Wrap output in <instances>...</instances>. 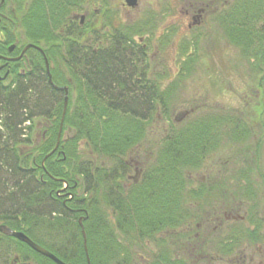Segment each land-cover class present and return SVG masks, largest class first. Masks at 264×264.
Returning a JSON list of instances; mask_svg holds the SVG:
<instances>
[{
    "label": "trees",
    "instance_id": "obj_1",
    "mask_svg": "<svg viewBox=\"0 0 264 264\" xmlns=\"http://www.w3.org/2000/svg\"><path fill=\"white\" fill-rule=\"evenodd\" d=\"M82 1L5 0L9 7L24 13L19 20L26 42L43 44L53 84L76 95L72 108L69 104L66 108L62 125V134L66 129L73 133L69 138L62 136L58 148L43 161L56 143L64 91L50 86L44 61L35 51L27 53L29 72L21 74L15 65L12 77L6 83L0 81V224L43 243L67 264H87L78 224V219L85 217L82 225L90 264H111L115 251L126 248L121 246L119 235L124 239L135 232L144 240L185 223L188 202L202 201L203 197L196 195L201 190L187 189L191 184L183 170L202 166L219 134L211 130L216 139L210 143L212 133L208 135L205 127H197L193 133L188 128L171 132L156 161L143 167L125 196L122 182L129 169L125 156L136 144H142L145 123L161 112L159 105L162 113H167L169 96L149 78L148 64L142 71L144 80H139L141 68L125 50L131 39H125L126 33L115 31L107 38L95 30L84 38L85 21L80 27L73 26L67 15ZM263 15L264 0H232L219 14L228 41L253 59L251 65L257 73L264 72V23L257 28L254 24ZM61 41L66 44L63 56L67 61L63 63L67 78L54 69ZM95 42H99L96 52ZM3 51L0 46V54ZM37 117L47 122L44 137L30 150L20 151V145L30 144L23 129L31 130V125L23 124ZM235 124L236 130L227 131L234 138L242 131L240 124ZM99 156L116 163L109 168ZM107 210L113 211L114 224ZM38 226L51 244L38 238ZM3 240L16 245L22 262L31 254L38 264H56L0 233V244ZM8 244L2 249L9 250Z\"/></svg>",
    "mask_w": 264,
    "mask_h": 264
},
{
    "label": "rangeland",
    "instance_id": "obj_2",
    "mask_svg": "<svg viewBox=\"0 0 264 264\" xmlns=\"http://www.w3.org/2000/svg\"><path fill=\"white\" fill-rule=\"evenodd\" d=\"M225 1L228 5L232 0ZM193 2L205 0H146L140 2V6L133 11L123 9L124 0H83L74 5L67 18L73 14L86 15L84 38L95 30H100L110 38L114 32L113 27H118L119 31L134 36L136 43L140 38L143 39L142 43L149 47L150 79L158 85L161 93L169 96L167 113L163 114L159 105L161 112L157 111L154 119L145 123L142 144H136L125 156L124 161L129 169L122 183L131 184L130 179L137 178L145 165L149 166L156 161L155 157L165 145L164 140L168 134L177 133L184 128L193 133L197 131V127H205L208 135L209 131L212 133L211 130H214L220 138L218 137L216 146H211L206 152L202 166L183 170L189 183H222L227 186L225 199L229 201L234 199L232 193L237 195L238 190L252 187L255 198L257 196L261 200L264 198V72H255L251 65L253 59L243 56L240 48L228 41L223 27L215 23L216 15L226 6L223 3L210 4L209 12L201 22L189 28L191 19L184 13ZM112 15L117 17L114 21H111ZM140 20L142 25L134 29L125 24ZM262 23L264 15L254 26L257 28ZM42 45L39 46L42 48ZM58 48L60 55L54 56L57 61L54 69L67 78L69 74L63 63L67 61V57L63 56L66 44L61 41ZM157 72L160 74H156ZM75 95L73 90L68 94L67 106L69 104L70 109L75 103ZM235 122L242 129L236 138L230 135L231 132H227L236 130ZM30 124L31 130H27L24 136V139L30 140V144L20 145V151H28L32 144L40 142L47 122L37 117ZM72 133V129H66L62 136L70 137ZM211 139L210 143L216 139L213 133ZM99 157L98 160L109 168L116 163L107 156ZM188 185L187 189L190 188ZM80 189L77 190L78 194ZM107 215L110 223L114 224L109 210ZM227 226H231L227 230H233L232 223ZM166 230L155 232L157 237L150 240H139L131 236L123 239L117 231L116 234L119 235L122 247L130 246L129 248L148 256V253L157 248L176 247L169 243L172 237L165 234ZM35 233L42 242L51 244L42 226H38ZM220 237L214 236L215 243L223 239ZM160 238L164 242L158 246L156 240ZM128 239H132L130 244ZM6 243L11 247L9 250L2 249V245ZM37 244L45 248L43 243ZM27 255L29 259L22 262L15 244L4 240L0 244V264H38V259L36 263L34 256ZM14 257L19 261L11 263Z\"/></svg>",
    "mask_w": 264,
    "mask_h": 264
},
{
    "label": "flooded vegetation",
    "instance_id": "obj_3",
    "mask_svg": "<svg viewBox=\"0 0 264 264\" xmlns=\"http://www.w3.org/2000/svg\"><path fill=\"white\" fill-rule=\"evenodd\" d=\"M142 1L146 0L135 1L133 7L126 6L123 3L122 7L125 11H133L140 6L139 3ZM213 2L215 4L223 3V6L228 3L225 0L193 2L184 13L185 16H190L191 23L188 24L189 28L201 22L200 20L209 12L208 8ZM8 6L5 0L2 2L0 0V46L4 47V51L0 54V81L4 83L8 81L9 77H12L16 69L15 65H17V69L21 74L30 71L27 67L29 66V61L27 60L29 51H35L34 53H38L43 59L42 48L39 45H32L26 42L19 20V17L24 16V13ZM28 13L27 9V15ZM219 14L216 15L214 21L221 27ZM116 18V16L112 15L111 21ZM118 18L120 19L119 16ZM69 19L75 28L81 26L76 14H73ZM139 22L141 20L126 22L125 24H129L131 29H134L142 25ZM122 25L124 24L122 23ZM113 31H119L118 27H113ZM114 32L109 37L114 35ZM125 35L126 40L131 37L126 42L125 50L130 53L132 63H138L141 68L139 75L142 78H139V80H144L145 75L142 71H144L146 64H148L150 70L149 47L147 44L142 43L143 39L140 38L139 42L136 43L133 39L134 36ZM7 40L11 42L6 44ZM99 42H95L94 52L97 51ZM100 44H103V42H100ZM29 45L32 46L27 48ZM24 49L25 51L22 53ZM136 53L140 56L137 57ZM48 64L50 66L49 62ZM149 73L150 71L148 72L150 78ZM45 74L47 77L46 71ZM156 74L160 73L157 72ZM53 89L61 91L63 87H53ZM41 137H44L43 131ZM141 173L140 171L137 178L130 179L128 177L127 179L131 180V184L132 182H137ZM131 184H122L125 189V196L128 194ZM188 186L194 190H201L202 193L196 195L202 196L203 200L188 202L189 215L184 220L185 223L165 231V234L167 233L172 237V241L169 243L176 247L157 248L148 253V256H144L128 246V248L117 250L118 252L115 251L116 255L113 256L111 264H264V198L261 200L257 199V196L255 198V192L252 187L251 189L247 188L248 190L241 187L242 189L238 190L239 193L237 195L232 193L234 199L229 201L225 199L228 191L227 186L222 183H206V185L201 183L200 185L191 184ZM110 213L113 214V211L110 210ZM228 223L234 225L232 226L233 230H227L231 227L227 226ZM167 231L172 232L168 233ZM224 231L225 234L222 236ZM130 236L137 238L136 233H131ZM214 236H222L220 238L223 239L215 243ZM155 237H157V234H154L148 240ZM138 239L143 240L140 237ZM156 241L158 246H161L164 242L163 240L159 242V239ZM128 242L130 244L132 241ZM215 245L217 247H211Z\"/></svg>",
    "mask_w": 264,
    "mask_h": 264
},
{
    "label": "water",
    "instance_id": "obj_4",
    "mask_svg": "<svg viewBox=\"0 0 264 264\" xmlns=\"http://www.w3.org/2000/svg\"><path fill=\"white\" fill-rule=\"evenodd\" d=\"M2 1L3 0H1V2ZM124 1H125V4L127 6L133 7L135 5V1H137V0H124ZM84 18H85L84 15H81L80 16V23H83ZM29 47H31V46L29 45L27 48H29ZM25 49L23 50L22 53H24ZM41 53L43 55V59H44V63H45V71L47 73L48 82L50 83L51 86H53L52 79H51V75H50V72H49V64H48V61H47V59L44 56V54H43L42 51H41ZM53 87L56 88L55 86H53ZM63 91H64V102H63L62 115H61V119H60V126H59V129H58V135H57L56 144H55L53 150L48 155H46L45 158H47L51 153H53L54 150L58 147V144H59L60 134H61V130H62V124H63V120H64V116H65V111H66V107H67V101H68L67 87H64L63 88ZM78 223H79L80 229H81V235H82V239H83V249H84V252H85L87 264H90L89 258H88L87 247H86V235H85V232H84V229H83V226H82L81 219L78 220ZM0 233L3 234V235H6V236L13 237L14 239L18 240L19 242L26 244L31 250H33L34 252H36V253H38V254H40V255H42V256L50 259V260H52L56 264H66V263L62 262L61 260H59L51 252H49L46 249L42 248L41 246L37 245L27 235H25L22 232L13 231V230H11L10 228H8L5 225H0Z\"/></svg>",
    "mask_w": 264,
    "mask_h": 264
}]
</instances>
